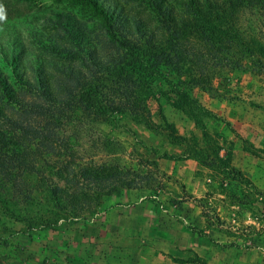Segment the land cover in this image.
<instances>
[{
  "label": "rangeland",
  "instance_id": "1",
  "mask_svg": "<svg viewBox=\"0 0 264 264\" xmlns=\"http://www.w3.org/2000/svg\"><path fill=\"white\" fill-rule=\"evenodd\" d=\"M118 1L152 27L158 24L145 0ZM61 12L82 22L104 56H120L101 17L73 0H0V33L22 30L24 46L38 54L28 32L52 38L53 14ZM241 26L264 42V8L244 13ZM41 57L56 54L42 50ZM213 75L206 90L194 91L214 115L203 116L204 128L164 98L173 90L171 75L172 82L139 83L135 95H155L140 115L115 110L98 119L77 111L60 133L70 137L75 157L55 158L70 173L62 177L41 160L39 173L16 182L19 189L7 181L0 264H264V69L249 63ZM14 89L30 106L25 119L34 118L40 98L21 83ZM11 109L19 118L21 111ZM229 152L223 168L220 159ZM94 166L116 167L141 187L89 193L84 209L56 211L49 187L79 191L84 168Z\"/></svg>",
  "mask_w": 264,
  "mask_h": 264
},
{
  "label": "trees",
  "instance_id": "2",
  "mask_svg": "<svg viewBox=\"0 0 264 264\" xmlns=\"http://www.w3.org/2000/svg\"><path fill=\"white\" fill-rule=\"evenodd\" d=\"M73 1L88 6L101 17L106 35L118 42L120 56H104L82 22L70 13L53 14L52 38L44 39L35 30L28 32L38 54H31L24 46L22 30L0 33L1 209H6L1 195L7 181L19 189L16 182L39 173L41 160L46 163L42 166L58 169L62 177L63 172L70 173L72 168L59 166L55 158L75 157L70 151V137L60 133L75 122L77 111L98 119L115 110L140 115L150 110L155 95H135L139 83L172 82L168 80L171 75L173 90L164 98L203 127V116L214 115L201 105L194 91L209 87L213 71L244 70L249 63L264 69V42L248 35L241 26L242 15L263 9L264 0H145L156 18V27L141 15L129 13L118 0ZM42 50L56 57L43 59ZM16 83L23 84L42 101L34 106V118L25 119L30 106L17 95ZM8 106L21 111L20 117L14 118L16 115L12 109L7 110ZM167 126L176 129L169 122ZM227 155L225 160L220 159L223 168L232 159L231 152ZM215 163L216 160L210 165ZM82 176L85 183L78 187L79 191L70 192L57 184L49 187L56 211L84 209L89 193L109 195L120 189L141 187L140 183L126 180L116 167L84 168ZM65 184L69 182L66 180Z\"/></svg>",
  "mask_w": 264,
  "mask_h": 264
}]
</instances>
